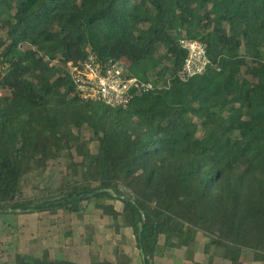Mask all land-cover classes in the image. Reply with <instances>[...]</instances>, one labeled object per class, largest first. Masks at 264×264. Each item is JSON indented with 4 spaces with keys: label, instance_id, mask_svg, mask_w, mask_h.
Here are the masks:
<instances>
[{
    "label": "trees",
    "instance_id": "1",
    "mask_svg": "<svg viewBox=\"0 0 264 264\" xmlns=\"http://www.w3.org/2000/svg\"><path fill=\"white\" fill-rule=\"evenodd\" d=\"M1 32L0 213L62 211L73 240L93 202L138 250L140 227L141 264L198 234L209 261L221 249L228 264L244 250L264 263V0H0ZM180 38L208 59L186 80ZM88 53L140 65L155 88L125 108L81 100L66 67ZM120 254L89 264H128ZM0 264L76 263L43 249Z\"/></svg>",
    "mask_w": 264,
    "mask_h": 264
},
{
    "label": "rangeland",
    "instance_id": "2",
    "mask_svg": "<svg viewBox=\"0 0 264 264\" xmlns=\"http://www.w3.org/2000/svg\"><path fill=\"white\" fill-rule=\"evenodd\" d=\"M2 34L1 32L0 36ZM140 69V65L127 68L135 77L139 75ZM198 135H202L201 129ZM59 169H50V171L56 173ZM28 192L27 189L26 193ZM103 201L107 202V200ZM113 203L116 210H121L122 203L119 200ZM40 213H0V263L12 262L15 253L39 257L43 249L49 250L51 258H63L76 264H89L93 260H108L115 263L117 258L114 255V248L117 246L121 252L120 257L126 259L128 264H141L140 253L131 232L121 228L116 234L112 220L101 216L94 209L93 202L83 201L79 205V213L72 219L75 222V226L71 228L74 232L73 240L64 237L70 227L67 215L62 211L57 214L43 211L42 216L38 217ZM85 239H88L90 243L87 244ZM196 239L193 245L184 244L177 250H168L164 258L155 260L157 262L154 264H175L177 260L179 264H220L222 262L219 257L221 249L216 250L217 255L209 261L208 255L202 251L208 239L201 234H198ZM162 241L161 237L160 243ZM187 249L191 250L189 256ZM251 255L249 251H244L243 264H259L252 262Z\"/></svg>",
    "mask_w": 264,
    "mask_h": 264
},
{
    "label": "built area",
    "instance_id": "3",
    "mask_svg": "<svg viewBox=\"0 0 264 264\" xmlns=\"http://www.w3.org/2000/svg\"><path fill=\"white\" fill-rule=\"evenodd\" d=\"M179 45L186 52L178 78L186 80L204 72L208 64L204 46L197 40L180 38ZM7 65L0 64V79ZM67 74L73 84L75 94L84 101H99L111 107L125 108L133 96L145 94L155 88L153 78L141 80L131 75L126 64L108 60L98 61L88 53L79 65L68 64ZM165 81V80H164ZM158 87L163 86V82ZM4 90L0 88V97Z\"/></svg>",
    "mask_w": 264,
    "mask_h": 264
},
{
    "label": "water",
    "instance_id": "4",
    "mask_svg": "<svg viewBox=\"0 0 264 264\" xmlns=\"http://www.w3.org/2000/svg\"><path fill=\"white\" fill-rule=\"evenodd\" d=\"M103 192H108V190H97V191H94V192L88 194L87 197L91 198V197H94V196H96V195H98L100 193H103ZM81 199H82V196H76V197L71 198L68 202L79 201ZM121 200L127 201L126 198H121ZM137 237H138V245H139L140 258L142 259L143 258V254H142L141 229H140V227H138Z\"/></svg>",
    "mask_w": 264,
    "mask_h": 264
},
{
    "label": "crops",
    "instance_id": "5",
    "mask_svg": "<svg viewBox=\"0 0 264 264\" xmlns=\"http://www.w3.org/2000/svg\"><path fill=\"white\" fill-rule=\"evenodd\" d=\"M42 212L38 215V217L39 216H42ZM39 219V218H38ZM38 223H39V221H38ZM198 236V235H197ZM197 240V239H196ZM196 242V241H195ZM203 249V248H202ZM168 250H171V249H168ZM168 250H166L165 252H164V254H163V256L162 257H156L155 259H154V262H157V261H155V260H157V259H162V258H164V256L167 254V251ZM174 250H177V249H174ZM49 251V250H48ZM203 251V250H202ZM245 251V250H244ZM244 251H242V254H241V264H243V255H244ZM216 250L213 252V249L212 250H210V253H214V256L215 255H217L216 253ZM248 252V251H247ZM204 253V252H203ZM219 257H220V259H221V261L222 262H220V264H228L226 261H224L222 258H221V255L219 254ZM251 257H252V255H251ZM212 260V259H211ZM251 260H252V258H251ZM253 262V261H252ZM175 264H179V260H177V261H175ZM259 264H261V263H259ZM262 264H264V263H262Z\"/></svg>",
    "mask_w": 264,
    "mask_h": 264
}]
</instances>
